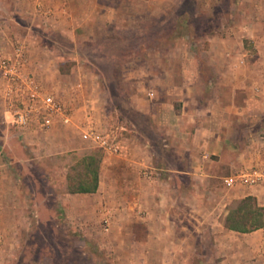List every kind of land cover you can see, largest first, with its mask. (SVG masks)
I'll list each match as a JSON object with an SVG mask.
<instances>
[{
    "label": "crops",
    "instance_id": "crops-1",
    "mask_svg": "<svg viewBox=\"0 0 264 264\" xmlns=\"http://www.w3.org/2000/svg\"><path fill=\"white\" fill-rule=\"evenodd\" d=\"M0 2L3 4V10L0 12V33L5 35L0 38V55L12 52V41L22 42L27 48L30 70L36 72L46 87L54 88L60 94V83L62 84L67 77H77L76 85L72 87L74 93L71 94L69 92L71 88L65 85L63 88L65 95H62L64 100L75 106V119L89 120L99 130L108 129L116 135L119 133L120 154L101 153L99 181L95 192H68L67 179L64 177L63 192L61 191L58 200H55L57 206L65 213L59 225H56L59 232L66 233L68 229L84 230L89 224L97 221L103 224V218L108 214L110 219L108 230L111 231L113 249L122 248L130 254L132 250H138L139 253L136 254H139L140 264H179L180 260L184 264H189L190 250H196L197 245L195 241L190 245L188 240L190 236L195 238V230L198 228L200 231V226L194 225V228H190L189 224L181 223L184 217L189 223L191 217L193 220L198 219L199 224H208L209 231L212 230L214 234L217 250H264V227L244 233L225 227L226 204L223 216L220 218L222 213L220 212L214 223L208 221L211 216L205 218L207 214L204 212L199 214L200 217H195L196 192L207 190L206 183L213 176L210 167L215 163L216 156L219 160L224 159L226 164L234 166L236 170L252 164L264 165V121L258 123V120L257 122L252 120L253 115H263L264 88H260V84L245 87L244 80L252 79L253 75L231 69L232 60H235L237 66L240 61L244 63L241 58L235 54L232 56V52L229 53L227 50V43H232L234 37L208 38L210 41L208 51L221 42L224 43L225 50L219 57L217 54L210 57L213 62L220 61V65L216 67L214 64L213 69L206 72L201 70L199 64L195 70L183 69L175 74L173 71L164 72L156 60L155 71L145 70L134 75L129 74L125 67L139 57L111 53L109 58L104 59L111 64L122 62L126 69L122 71L127 72L125 73L127 76L123 75L124 78L139 77L143 80L147 77L148 84L143 85L142 81H139L141 87L149 85V88L156 89V93L147 89L149 98L140 96L138 92L132 93L127 104L143 113L161 131L162 138L159 142L161 150L157 153L145 135L138 134V130L132 133L133 129H137L133 121L128 119L132 126L129 134L113 130V113L121 108L113 104L111 92L110 124L109 114L103 111V106H100L97 99V91L98 93L102 91L101 84L96 79L99 78V74L91 68L92 61L87 60L81 52L82 46L99 47L97 38L105 37L106 32L126 30V26L119 22V18L123 16L124 19H129L133 16L131 13H126L118 6L101 4V0H0ZM5 2L10 3V7L5 8L6 12ZM4 13L7 16H4ZM149 13L158 12L149 10ZM37 26L46 31L48 39L43 40L42 35L40 37L37 35ZM11 32H16L15 40ZM52 35H59L62 40L67 39L66 44L53 39ZM240 42L243 49V40ZM139 59L143 63L146 62L144 57ZM66 60L72 65L68 72H63L58 64ZM80 63L89 65L83 66L85 70L81 71ZM86 77H91L90 84L87 83L89 79L86 80ZM256 77L263 79L264 72H258ZM169 78H172V81ZM140 89L139 87L138 91ZM89 91L95 96L88 103L85 97ZM124 91L125 88H122V93ZM226 94L228 97L223 98ZM154 95L158 98L154 99ZM239 96H242L240 102ZM123 104L126 105L125 102ZM78 113L81 114L80 118ZM15 132L28 147L30 157L27 160L39 161L63 152H78L83 142L79 131L72 125L56 124L45 132ZM2 147H5V144H2ZM167 151L173 158L172 163L166 160ZM2 156L0 235L4 243L0 247L4 248L9 238L8 234L19 238L15 230L17 227H14L21 219L17 199L21 196L27 197V190L21 188L22 182L18 179L26 172L13 169V166H10L12 161H3ZM145 167L154 172L152 178L143 175ZM197 178L202 181L206 179L205 184L202 181L197 182ZM50 184L51 182H48V185ZM234 191H236L234 197L251 195L257 199L259 205L264 206V184L258 186L239 184ZM33 200L37 201V198ZM43 220L49 223L48 219ZM136 224L140 227L139 233L134 230L133 226ZM205 228L198 234L202 247H206ZM235 233L245 235L247 238L233 241L232 234ZM211 238L209 234L208 239ZM185 241L187 246L184 244ZM183 250H187L186 254ZM22 252L23 250H12L5 257L4 250H0V264L11 262L12 256L18 257ZM23 253L24 257L29 256L27 250ZM50 255L46 252L42 257L24 258L23 261L30 260L28 264H56ZM119 257L123 255L116 258ZM253 257L252 263L259 262V254L253 252ZM121 263L118 261L114 264Z\"/></svg>",
    "mask_w": 264,
    "mask_h": 264
},
{
    "label": "rangeland",
    "instance_id": "rangeland-1",
    "mask_svg": "<svg viewBox=\"0 0 264 264\" xmlns=\"http://www.w3.org/2000/svg\"><path fill=\"white\" fill-rule=\"evenodd\" d=\"M102 3L121 7L123 11L133 15L130 17L131 19H124L123 16L119 18V22L126 26V30L106 32L105 37L97 38V43L100 44L99 47L82 46L81 48L83 56L92 61L91 68L99 74V78L96 77V79L100 82L102 91L99 93L97 91V99L100 106H103V111L109 114L110 124L111 92L113 104L121 108L118 112L113 113V130L129 134L132 127L129 123V120H131L137 127V129H133L132 133L138 130V134L145 135L151 141L153 149L157 153L160 152L161 131L143 113L127 104L130 96L135 92H138L142 97H150L147 94L149 85L142 88L139 82L141 80L143 85L148 84V78L144 77L143 80L139 77L137 79H126L123 75H126L127 72L137 75L145 70L155 71L156 60L164 72L173 71L175 74V72L183 71V69L195 70L198 64L201 70L211 71L213 69L212 65L219 66L220 61L213 62L210 57L215 54L219 57L221 52L225 50V45L221 42L208 51L210 43L208 38L210 37H234L232 43H227V50L229 53L232 52V56L235 54L239 59L241 58L244 63L240 61L239 66H237L235 60H232L231 66L233 68L231 69L253 75L252 79L244 80L245 87L260 84V88H264V78L256 77L258 72H264V0H101ZM2 7L3 4L0 2V12L3 10ZM6 7H10L9 2H5L4 12H6ZM149 10H157L158 13L150 14ZM4 16H7L6 13H4ZM12 22L14 21L12 20ZM245 27L247 29H244ZM36 28L39 37L42 35L43 40L44 38L48 39L49 35L45 34L46 31L44 32L39 26ZM14 33L11 32L13 40L16 39ZM3 36L5 35L0 33V38ZM52 38L58 39L64 44L67 42V39L62 40L59 35H52ZM240 40H243V49L240 47L242 45ZM16 42L12 41L11 47ZM111 53L144 57L146 62L143 63L139 58L138 60L135 58V60L126 64L127 72H123L122 62L111 64V62L104 61V59L109 58ZM189 61L193 63H189ZM195 62L197 64H194ZM58 65L61 71L68 72L72 64L66 60ZM85 65L89 64L80 63L79 70H85L83 67ZM76 78L70 76L62 84L60 83L61 94L53 89L62 96L65 95L63 88L67 85L68 88H71L69 92L73 94L72 87L76 85ZM87 78L89 79L87 83L90 84L91 77H86V80ZM169 79L172 81V78ZM173 80L176 81V79ZM139 87L142 90L138 91ZM122 88L126 90L124 93H122ZM150 90L156 93L155 88L151 87ZM158 94L161 97V94ZM94 96L89 91L85 100H88L89 103V100L92 101ZM158 96L154 95L153 98L157 99ZM227 97L226 94L223 98ZM137 98H139V95ZM238 99L239 102L242 101V96H239ZM3 112L4 107L0 102V152L3 155V161H12L10 166H13V169L18 170V172H26L21 177L19 175L17 177L22 182H20L22 184L21 188L27 190V197L23 198L21 196L17 199L21 219L14 226L18 229H14L17 230L19 238L11 236V233L8 234L9 238L5 242L6 246L4 248L0 247V250H4L5 257L12 250H23V252L27 250L29 255L24 257L22 252L19 259V256L15 258L12 256V261L6 264H28L30 260L25 262L23 261L24 258L42 257L46 252L51 254L49 257L54 259L56 264H114L118 261L120 263L125 262L121 264H140L139 254H136L139 253L138 250H132L130 254L122 248L117 250L112 248L111 231L110 229L108 231L104 230L101 221L92 222L87 229L80 231L68 229L66 233L59 232L56 227L65 215L63 209L57 206L58 203L55 201L58 200L61 191L63 192L64 177L67 179V175H70L73 178L77 173L84 170L85 163L82 160L84 156H98L102 155L103 152L83 141L78 152H63L42 158L39 161L27 160L30 157L28 147L17 137L15 130L6 124ZM80 116L81 114L78 113L79 118ZM261 117L263 118L260 119ZM252 120L254 122L258 120V123L263 122L264 112L261 116L253 115ZM117 136H119V133H117ZM2 144H5V147H2ZM170 155L168 151L165 153L166 160L172 163L173 158ZM14 161L16 162L13 163ZM214 161L215 163L210 167L213 176L206 183L207 190L196 192L195 197V217H200L199 214L204 212L207 214L205 218L211 216L209 220L207 219L210 223H214L215 218H219L220 212H222L220 218L223 216L224 204H226L227 216L229 211L236 209L244 198L234 197V192H236L234 190L239 184L226 186L223 180L225 176L235 173L238 169L236 170L234 166L226 164L224 159L219 160L218 156ZM205 180L202 181V179L197 178V182L202 181L204 184ZM48 182H51V184L48 185ZM52 188H56V190H52ZM33 198H37V201ZM249 203L253 206L259 205L257 199L255 202L251 201ZM199 205L202 206L199 207ZM259 206L264 208L262 205ZM43 219H48L49 223ZM225 223L226 217L224 219ZM181 224H189L190 228H194V225L196 227L200 226V231H198V228H196L197 231L195 230V238L190 236L188 240L190 245L194 241L197 245L196 250H190L189 264H264V250H217L213 239L214 234L212 230L209 231L208 224H199L198 219L193 220L191 217L189 223L184 217ZM133 227L136 233H139V225L136 224ZM204 227H206L207 236L206 247L201 246L202 241L198 236ZM209 234L212 236L211 239H208ZM232 235L233 241L236 242L243 240L245 237L247 238L242 234L235 233ZM3 243V238L0 235V245ZM184 244L187 246V241ZM5 250L9 251L6 252ZM50 250L52 253H50ZM183 252L186 254L187 250H183ZM253 252H256V255L259 254V262L252 263V260H254ZM118 255H123V257L116 258ZM179 264L184 263L180 260Z\"/></svg>",
    "mask_w": 264,
    "mask_h": 264
},
{
    "label": "built area",
    "instance_id": "built-area-1",
    "mask_svg": "<svg viewBox=\"0 0 264 264\" xmlns=\"http://www.w3.org/2000/svg\"><path fill=\"white\" fill-rule=\"evenodd\" d=\"M0 102L4 107L6 124L15 131L45 132L56 124L72 125L81 140L103 153L118 155L121 145L111 130H99L89 120L75 119V106L64 100L54 89L46 87L38 75L29 68L27 48L17 41L8 55H0ZM1 170V166H0ZM143 175L152 178L154 172L143 168ZM226 186L241 184L258 186L264 184V165L252 164L241 167L224 177ZM109 215L103 218L104 230L109 228Z\"/></svg>",
    "mask_w": 264,
    "mask_h": 264
},
{
    "label": "trees",
    "instance_id": "trees-1",
    "mask_svg": "<svg viewBox=\"0 0 264 264\" xmlns=\"http://www.w3.org/2000/svg\"><path fill=\"white\" fill-rule=\"evenodd\" d=\"M101 155L84 156L82 158L84 170L73 178L67 175V191L71 193H92L97 190L99 181V168ZM256 198L245 196L236 209L230 210L226 216L225 227L238 232H251L264 227V208L259 205H251Z\"/></svg>",
    "mask_w": 264,
    "mask_h": 264
}]
</instances>
